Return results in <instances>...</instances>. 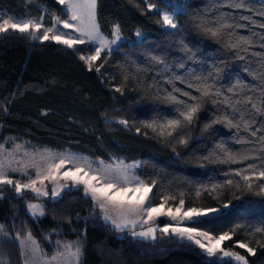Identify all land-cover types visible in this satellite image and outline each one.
I'll return each mask as SVG.
<instances>
[{
	"label": "trees",
	"instance_id": "trees-1",
	"mask_svg": "<svg viewBox=\"0 0 264 264\" xmlns=\"http://www.w3.org/2000/svg\"><path fill=\"white\" fill-rule=\"evenodd\" d=\"M169 1L97 0L101 33L110 38L113 26L119 24L126 41L110 53H102L91 70L80 57L94 54L92 44L68 47L19 31L1 33L0 138H16L54 150L70 149L109 163L116 158L140 161V179L156 185L150 194L155 198L153 203L158 205L164 196H174L176 199L169 200L167 206L184 199L185 209H220L219 214L195 224L188 222L187 226L208 230L214 236L234 230L222 247L244 255L248 264H264V234L255 232L264 227V194L255 187L247 189L234 175L249 164L264 168V161L220 162L225 158L222 148L264 155L256 137L243 128L238 131L226 123H215L225 115L232 118L233 113L227 104H213L211 100H204L193 122H185L170 137L147 127L178 117L182 106L169 100L170 94L186 103L195 102L181 95L188 92L200 96L189 84L214 85L213 90L222 93L214 99L220 101L224 97L233 101L249 96L259 99L264 61L252 53L264 52L256 35L264 33V28L257 26L264 23V17L255 11H233L218 0H176L182 6L176 16L178 27L167 29L162 14L149 11L146 3L164 9L173 6L167 4ZM248 2L255 10L264 4V0ZM0 10L16 17H42L45 27L53 26L55 17L67 18L58 0H0ZM220 13L228 16L229 23L246 27L225 30L232 35L223 39L212 37L206 29L218 26L215 21ZM240 16H251L257 25ZM138 31L142 35L139 41ZM239 36L251 37L255 46L239 53L226 46ZM239 107L245 112V120L250 119L251 105ZM235 116L238 120L239 114ZM120 120H127L128 125L120 124ZM261 123L264 117L256 116L255 127ZM245 140L253 142H239ZM229 179L241 186L228 185ZM36 201L45 206V215L39 220L27 208ZM77 217L88 218V223H75ZM0 225L4 226L0 264H23L16 237L19 234L24 239L28 232L46 258L61 252L57 242L80 241L79 264H237L220 254L208 257L197 245L172 234L159 232L156 240H144L135 238L131 230H117L103 219L82 186L65 189L56 199L37 200L28 190L16 194L12 186L4 185L0 191ZM237 241L249 242L256 254L236 247Z\"/></svg>",
	"mask_w": 264,
	"mask_h": 264
},
{
	"label": "snow or ice",
	"instance_id": "snow-or-ice-1",
	"mask_svg": "<svg viewBox=\"0 0 264 264\" xmlns=\"http://www.w3.org/2000/svg\"><path fill=\"white\" fill-rule=\"evenodd\" d=\"M218 2L233 11H255L256 15L264 17V4L261 5L260 10H255L249 6L248 0H218ZM58 3L64 6L67 18L61 19L60 17H55L54 23L56 25H62L64 29H70V33H63L59 28L53 29L51 27L44 28L41 33V29L44 27L42 17L40 19L24 20H15L11 17L6 19L0 18V21H2L0 22V33H5L9 29H12L20 33H27L36 39H42L44 41L52 39L56 43L64 44L68 47H74L77 44L84 43L95 45L91 49L94 54L82 55L80 57V59L89 65L91 70L93 61L99 60L105 50L110 53L112 50L111 45L116 44L121 39L120 26L119 24L113 26L111 39L101 33L96 18L97 0H58ZM146 7L149 11L156 10L158 13L160 12V10L156 9L154 3H146ZM232 19H235V17H232ZM239 19L249 21L252 25H257V22L251 16H240ZM162 23L166 28L176 29L178 27L176 11L174 10L171 13L164 11L162 13ZM215 23L218 25L217 27L207 28L206 31L217 39H223L226 35H232L231 32H226L225 30L246 27V25L229 23L228 16L225 13H220ZM257 26L264 28V23H259ZM35 33H41V35L36 36ZM139 35L141 33L138 31L137 36ZM256 35L259 36V47L264 49V33ZM242 45H246L247 47H242ZM226 46L239 53V51H248L249 47L255 46V41L248 36H239L234 42H228ZM252 55L264 61V52H254ZM239 58L245 59L243 56H239ZM159 62L163 63L162 60ZM96 71L99 72L100 67H97ZM259 80V99H254L249 96L245 100L237 99L235 101L231 97H224L222 101L214 99V97H220L222 93L219 90L214 91L215 86L212 84L204 83L196 86L189 84V87H195V90L200 93V96H193L188 92H181V95L187 96L189 100L195 102L186 103L184 100L178 99L176 96L170 94L168 99L182 106L178 109V117L167 120L158 126L150 124L147 127L157 130L162 136L166 135L170 137L185 122L187 124L193 122L204 100H211L213 104H227L233 113L232 118L225 115L223 120L217 119L214 122L226 123L230 128H235L238 131L243 128L250 136L256 137L260 144L259 151L264 153V134L257 135L258 132L264 133V123H261L259 128L255 127L256 116L264 117V73H261ZM117 91H120V89L118 88ZM174 91L180 90L174 89ZM229 91L234 90L229 89ZM241 104L251 105V109L249 110L250 119L245 120V112L239 107ZM237 113L239 114L238 120L235 116ZM119 123L125 126L128 125L127 120H120ZM180 142L186 144L187 140H181ZM239 142L252 143L253 141L245 140ZM17 147L19 148L20 146ZM3 151V145H0V152ZM221 151L225 155V158L220 161L221 163L243 164L246 161L257 159L264 161V155L254 156L246 152L233 153L223 148ZM41 161L43 163L33 162L32 165L26 164L21 169L13 168L11 162L6 158L0 159V191H2V186L8 185L13 187L16 194H22L23 191L28 190L34 194V199L39 200L41 197H48L50 195L45 184L47 181L53 185L51 196L56 198L60 196L64 188L69 187L70 182L73 187L82 186L84 195L91 197L95 206L104 213V219L111 221L117 230L122 231L125 228H129L132 230L133 235L151 240L157 239V231L162 235L172 234L178 236L181 240L191 241L203 250L208 257H215L217 254H220L222 257L232 258L237 264H248V260L244 255H240L235 251L226 250L222 247L224 241L232 238L234 230L214 236L208 230H201L196 226L184 225V221L195 224L200 218L217 213L219 211L218 208L188 207L185 209L184 199H179L177 205L166 208L169 200L176 199L174 196H164L158 205L153 203L155 198L150 199L149 194L152 193L153 188L156 186L155 182L148 183L140 179L134 172L129 171L134 167H138V164L124 165L122 161L111 164L106 163L104 160L93 162L86 157H75L71 154L57 155L52 152H49L47 156H42ZM29 166L34 169V178L33 176H29L27 183H21L11 178V172H22L24 175H29L27 172ZM234 175L244 182V187L247 189L252 190L255 187L258 189L259 194H264V183H258V181L264 182V168H259L256 164H249L246 168L235 171ZM61 180L64 181L63 184L59 183ZM227 184L236 187L241 186L239 182L234 183L232 179H229ZM224 207L227 208L229 205L225 204ZM27 208L33 217L45 215V206L42 203L30 202L27 204ZM161 216H166L175 223L165 224L162 228H158L156 220ZM137 225L142 228L147 225V228L146 230L137 232L135 231ZM236 227H240V225ZM3 230L4 226L0 225V232ZM255 232L264 234V227L256 228ZM16 239L19 240L22 249L25 247L30 249L33 258L47 255L42 251L40 245L30 232L27 233L24 239H21L19 234H17ZM235 246L240 249H245L249 255L254 256L256 254V250L249 247V242L237 241L235 242ZM64 247L68 256L75 261V264H79L81 255L80 248L76 247L73 251L71 244H66ZM64 255L63 252H57L56 255L51 257V261H56L59 256ZM51 261H46L45 264H51ZM25 264H28V261H25Z\"/></svg>",
	"mask_w": 264,
	"mask_h": 264
},
{
	"label": "rangeland",
	"instance_id": "rangeland-1",
	"mask_svg": "<svg viewBox=\"0 0 264 264\" xmlns=\"http://www.w3.org/2000/svg\"><path fill=\"white\" fill-rule=\"evenodd\" d=\"M167 4H172L173 6L168 7V8H164V9H160V8H156V9L160 10L161 14L164 11H168V12L171 13V12H173L175 10L176 11V16L180 12V10L182 9V6L180 5L179 1L170 0L169 2H167ZM9 17L14 18L15 20L38 19V18H30V17H16V16H14L12 14H9V13H7L5 11L0 10V18L6 19V18H9ZM0 22H2V21H0ZM44 28H48V27L44 26L41 29V33L43 32ZM51 28H53V29L59 28V30L61 32H63V33H70L71 32L70 29H64L62 25H56L55 23H54L53 26H51ZM167 29H171V28H167ZM9 30H12V29H9ZM41 33H35V35L36 36H40ZM141 37H142V35L137 36V33H136V40L139 41L141 39ZM111 38L112 37H110L109 39H111ZM39 40L44 41L42 39H39ZM49 40H52V39H49ZM125 41H126V38L121 34V39L116 44L111 45V49H112L111 51L115 50L121 43H123ZM77 45H79V44H77ZM93 46L95 47V45H93ZM105 52H107V50H105ZM0 145H3V148H4V151L0 152V159L6 158L8 161L11 162L13 168H21V169H23L26 164L27 165H32L33 162H41V163H43L41 161V157L42 156H47L49 152L55 153L57 155H60V154H71V155H73L75 157H86L90 161H93V162L98 161L96 159L90 158L87 155L74 152V151H72L70 149L54 150V149H50V148L45 147V146H38V145L33 144L32 142H29V141H19L16 138H6L5 140H2L0 138ZM17 146H20V147L18 148ZM121 161L123 162L124 165H137L138 164V167H134L133 169H130L129 171L130 172H134V174L137 175V176L140 175V171L142 169V162H140V161L127 162V161H125L123 159L116 158V159L113 160V162H110V163L111 164H116V163L121 162ZM106 163H109V162H106ZM94 166H95V164H94ZM27 172H28L29 175H24L22 172H11L10 176L14 180H18L21 183H27L28 179H29V176H33V178H34V169L31 166H29L27 168ZM59 183L63 184L64 181L61 180V181H59ZM45 184H46V186H47V188L49 190V193H50V195L48 197L53 198L51 196V189H52L53 185L51 183L47 182V181L45 182ZM69 188H76V187H73L71 185V183L69 182V187L68 188H64L63 190L69 189ZM150 194H149V198L151 199ZM48 197H43V198H48ZM56 198H58V197H56ZM56 198H53V199H56ZM90 199H91V197H90ZM91 201H92V199H91ZM31 203H41V202L36 201V202H31ZM92 203L94 204L93 201H92ZM167 207H170V206L166 205V208ZM220 212L221 211L219 209V211L217 213L211 214L210 216L219 214ZM101 215H102V217L104 219V213L103 212H101ZM210 216H208V217H210ZM42 217L43 216H37V217H34V218L39 220ZM202 218H206V217H202ZM202 218H200V219H202ZM80 222H83L86 225L88 223V218H86V217H77L75 219V223H80ZM106 222L110 223L114 228H116L115 225H113L111 223V221H106ZM188 222L189 221H184V225L187 226ZM169 223L174 224L175 222L172 221L170 218H168L166 216H161V217H159L156 220V225L158 226V228H162L165 224H169ZM68 225H70V223H68ZM57 226L59 228H61V229L63 227L62 224H60V223H58ZM146 228H147V225H145L143 228L141 226L137 225L135 231L139 232V231H142V230H146ZM123 230H130V229L129 228H125ZM158 233H159V231H157V234ZM132 234H133V232H132ZM133 236L135 238H138V239L151 240V239H146V238L135 236V235H133ZM176 237H178V236H176ZM185 241H188V240H185ZM189 242H191V241H189ZM18 243H19V241H18ZM66 244H71L73 251L75 250L76 247H79L80 250L82 248V243L80 241L58 243L57 247L60 248L61 252H63L65 255L64 256H59L56 261H51V257H47V258L46 257L45 258L42 257L43 259L40 258V257L33 258L30 249L28 247H25L24 249H22L20 247V243H19V248H20V252H21L22 262H23V264H25V261H28V264H45L46 261H51V264H75V261L70 256H68V254H67V251H66V249L64 247ZM231 251H235V250H231ZM235 252H237V251H235ZM237 253H239V252H237ZM225 258L232 259L230 257H225Z\"/></svg>",
	"mask_w": 264,
	"mask_h": 264
},
{
	"label": "crops",
	"instance_id": "crops-1",
	"mask_svg": "<svg viewBox=\"0 0 264 264\" xmlns=\"http://www.w3.org/2000/svg\"><path fill=\"white\" fill-rule=\"evenodd\" d=\"M40 258H42V257H40ZM45 258V257H44ZM43 259V258H42Z\"/></svg>",
	"mask_w": 264,
	"mask_h": 264
}]
</instances>
